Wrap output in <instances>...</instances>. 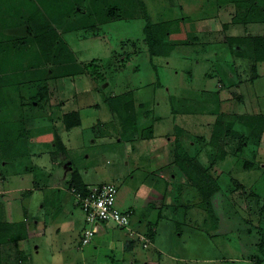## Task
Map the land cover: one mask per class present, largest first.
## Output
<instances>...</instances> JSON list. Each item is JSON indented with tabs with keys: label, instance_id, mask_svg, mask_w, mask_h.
Listing matches in <instances>:
<instances>
[{
	"label": "rangeland",
	"instance_id": "obj_1",
	"mask_svg": "<svg viewBox=\"0 0 264 264\" xmlns=\"http://www.w3.org/2000/svg\"><path fill=\"white\" fill-rule=\"evenodd\" d=\"M74 2L79 4L75 8ZM143 2L154 22L180 20L179 28L166 38L175 45L168 56L150 54L138 0H0V28L28 19V13L29 20H37L40 26L43 14L57 21L52 24L59 40L55 53L40 66L41 71H51L45 81L46 74L38 76L40 84L47 86V96L33 102L34 79L26 80L20 100L27 105L21 112L12 107L13 112L31 126L37 115L52 116L51 107L60 100L69 104L67 110L75 109L74 93L78 100L88 92L91 101L87 103L99 109L81 110L80 117L90 130L82 137V125L74 130L73 170L88 186L113 182L118 189L116 205L130 214L135 231L156 240L161 226L159 239L165 251L153 244L145 247L138 235L130 234L125 248L137 249L142 258L133 260L123 254L118 261L111 259V249L122 246L126 236L115 222L105 221V231L100 227L84 245L87 254L81 262L208 264L211 258L210 264H264L260 251L264 241V63L256 66L255 71L263 74L252 85V66L257 64L253 41L236 51L227 42L230 35L264 34V23L232 24L233 5L218 6L216 0ZM252 115L258 120L248 127L246 117ZM216 121L231 132L221 135L219 146H212ZM46 134L42 140L48 142L52 136ZM55 139V150L64 154L63 140ZM178 147L217 179L220 188L210 197L215 217L201 207L200 191L177 165ZM64 186L77 220L60 217L61 206L55 204L58 219L51 223L59 224L62 233L52 234L51 251L32 252L26 264H68L73 260V250L67 248L75 228L73 248L80 233L83 237L89 228L71 191L73 181L72 187L65 182L59 188ZM113 233L116 238H111ZM10 253L12 258L23 256L19 249Z\"/></svg>",
	"mask_w": 264,
	"mask_h": 264
},
{
	"label": "trees",
	"instance_id": "obj_2",
	"mask_svg": "<svg viewBox=\"0 0 264 264\" xmlns=\"http://www.w3.org/2000/svg\"><path fill=\"white\" fill-rule=\"evenodd\" d=\"M216 1L218 6L233 5L235 13L231 19L232 24L248 26L250 23H264V0ZM138 2L141 4V8H143L142 15L146 21L143 32L145 34V40L149 47L150 54L152 56H168L175 48V45L168 42L166 38L171 32L174 33L175 30L179 28L180 20L172 18L169 20L154 22L147 13L143 0H138ZM76 5L79 4L74 2L73 8H75ZM172 9L173 5L171 7V10ZM28 14V19L24 21L19 19L14 25L0 28V32L2 31V34L0 33V113L4 108L11 106L9 111L12 114V111H14L12 108L13 103L21 102L22 106L27 105V103H23V100H20L22 98V84L26 80L32 82L31 80L34 79L35 87L33 88V95L31 96L33 102L37 101L34 100L36 98L43 100L47 96V86L45 85V82H43L44 84H40L38 76L46 74L44 75L43 80L45 81L48 76L47 73L51 71L50 68L47 69L46 72H44V70L41 71L40 66L44 61H49L52 54L55 53L54 47L59 40L58 34L53 25L54 23H57V21L50 18L51 16L48 18L52 21H49L46 18L47 15L43 14L42 16L45 20L44 23L42 20H39L42 24V26H40L38 25L37 20L33 18H30L29 20L31 14ZM60 21L61 19L58 22ZM89 27L91 26H88L87 28ZM223 27L228 28L229 26L228 24H224ZM249 40H252L254 43V61H256L257 64L252 66V68L255 71L256 66L259 65L258 63H264V34L253 36H229L227 42L231 49L236 51L239 47H242V45L249 42ZM58 56L57 58H60V56ZM35 57H39V59L34 61ZM70 74L71 73L68 72L66 75ZM262 74L263 73L257 71L253 72L250 77L251 82H254V80L262 76ZM31 105H34V103ZM257 120L258 116L252 115L246 117L245 123L249 127L255 124ZM64 121L68 129L74 126H79L81 124L79 111H71L70 113L65 114ZM230 132L231 129L223 127L220 121H216L211 135L210 144L212 146H219L221 135L224 133L229 134ZM26 135L27 131L24 118L9 121L0 120V153L6 148L11 147L13 149V155L10 156L26 154L28 149L23 145L24 143H27ZM22 139H25V142H21L20 140ZM59 139L60 138L57 135L55 141L57 142ZM59 143V145L62 146L61 142ZM180 149L181 148L178 147V151L176 149L175 153V161L177 165L184 174L186 173V175L193 180L194 185H196L197 189L200 191V194L203 197V202L200 203L201 207L204 208L208 216L215 217L210 197L220 188L217 179L209 173L207 168L199 164L194 157ZM218 150H221V148ZM1 157H6V154L1 153L0 158ZM73 177L74 189L86 193L88 185L81 182L78 172L74 171ZM26 232L27 227L24 223L5 222L0 219V264H4V262L11 259L13 256L11 253L2 251L3 245H6L8 242L15 245L18 240L26 236ZM151 237L154 239L153 235H151ZM260 251L264 254L263 240L260 246ZM14 252L15 254L18 253V249H15ZM19 256L18 259L16 257L14 260L24 261L26 259L25 256H21L20 254Z\"/></svg>",
	"mask_w": 264,
	"mask_h": 264
},
{
	"label": "crops",
	"instance_id": "obj_3",
	"mask_svg": "<svg viewBox=\"0 0 264 264\" xmlns=\"http://www.w3.org/2000/svg\"><path fill=\"white\" fill-rule=\"evenodd\" d=\"M196 35L199 34L197 33ZM260 63L262 64V62ZM260 77L254 80V82L258 81ZM254 82H252V85H254ZM63 92L64 91H60L61 94H64ZM75 96L76 94L74 93L72 100H74L73 102L77 104L74 105L76 106L75 109L67 110V106L69 104L64 100H60L59 103H57L56 105H52L51 107L53 109L52 111H54L52 115L53 117L47 115H37L36 117H34L35 121H37L35 122V124H31V126L29 123L27 124L25 120V127L27 131L26 148L28 149V152L26 154L10 156L13 155V149L11 147L6 148L3 152H1L3 154H6V157L0 158V163H2L1 166H3V169L0 168V219L5 222H22L27 227L26 236L24 238L18 240L15 245L8 242L2 247V251L8 253H10L11 250L14 251L16 248L19 249L20 252L23 253V256L26 255V259L24 261H17L11 257V259L4 262V264H26L28 262L27 259H29L32 252L41 253V250L44 249L47 251H51L50 239L53 238L52 234L54 232H57V234L62 233L59 224L57 225L56 223L55 225H52L51 223L53 219H58L55 212L57 210V206H54L55 204L57 205L59 203L61 206L62 213L60 214V217L62 215H67L70 221L77 220L76 217L73 218L75 212L74 209L70 207L71 201L68 196L67 187L64 186L62 190L59 187H61L65 182H67L71 186L72 181H74V165L70 156L72 149L71 141L77 136V131L74 130L78 127L81 128L82 125L83 128L79 132V137H82L84 132L89 128L86 127L88 126V123L83 119V117H80L81 124L79 126H74L68 129L65 125L63 114L71 111H79L80 115L82 116L81 110L83 109H86V111L92 109L94 111L95 109L98 110L99 108L96 105H93V103H87L88 101H91L89 100L90 98L88 99V97L90 96L88 92L84 93V95L81 98H78V100L77 98H75ZM62 98L64 97L62 96ZM85 100L86 103H83V101ZM21 104L22 103H13L12 107L21 112ZM10 107L11 106L4 108V110L0 113L1 121H9L21 118L19 113H14L12 111L11 114V112L9 111ZM53 122H55V125L53 124ZM51 125H53V127ZM47 132H49V134L46 135L52 136L48 142H46V140H42L44 134ZM66 133L67 136L62 139L61 136L65 135ZM57 135L61 140H63L62 143H64V148H62L64 149V154L62 155H60L59 151L57 152L55 150V146L53 143V137L56 138ZM7 166H10V169L7 168ZM12 168L14 170L17 168L18 169L17 171H13ZM82 182L88 184L83 179ZM47 189H49L50 191L49 194H47ZM56 191H59L60 193H57ZM47 206L50 209H46ZM49 218L50 221H48ZM100 230L105 231V225L102 226ZM76 231L77 229L75 228L73 232L74 234H72V236L74 237L72 239V242L76 238ZM122 231L126 236L124 237L125 242L122 246H119V244H117L114 249H111L114 253L111 259L119 261V257L122 258L123 254L131 256L133 260L142 258L137 254V249H133L132 251L126 250V239L130 238V236L124 230ZM116 234L117 233L110 234L111 238H116ZM119 237L123 236L120 235ZM160 237L161 226L159 234H157L156 236V240H153V245H155L156 248L162 247V250L165 251V246L160 242V240L163 242V239H159ZM84 238L85 235L82 237L81 232L80 238L77 242L78 244L75 245L76 242H74L76 248L72 247V242L71 247L67 248L69 251L71 250V248L73 250V260L68 264H83L81 261H84V258H86L85 254H87L85 252L84 245L88 244V242L90 241L89 238L85 242ZM168 240H170L169 234L167 235L166 241ZM153 248L155 247H152V249ZM150 249L151 248L147 250ZM56 250L57 247H54L52 251ZM149 254L150 252L146 251V255L149 256ZM155 255H157L156 252ZM208 260H210V262L213 261V259L211 258H208ZM210 262L208 264H210ZM131 263L136 264V262L134 261Z\"/></svg>",
	"mask_w": 264,
	"mask_h": 264
},
{
	"label": "built area",
	"instance_id": "obj_4",
	"mask_svg": "<svg viewBox=\"0 0 264 264\" xmlns=\"http://www.w3.org/2000/svg\"><path fill=\"white\" fill-rule=\"evenodd\" d=\"M117 186L113 182H101L87 187V192L72 189L77 204L86 215V223L89 228L85 232L84 241L95 234L103 222L111 220L115 222L119 229L127 234H136L142 240L145 247L153 244L151 237L141 234L131 228L130 214L123 212L116 205Z\"/></svg>",
	"mask_w": 264,
	"mask_h": 264
}]
</instances>
